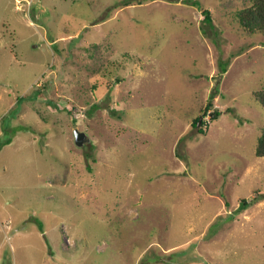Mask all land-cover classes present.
<instances>
[{
    "label": "rangeland",
    "instance_id": "rangeland-1",
    "mask_svg": "<svg viewBox=\"0 0 264 264\" xmlns=\"http://www.w3.org/2000/svg\"><path fill=\"white\" fill-rule=\"evenodd\" d=\"M250 3L0 0V264H264Z\"/></svg>",
    "mask_w": 264,
    "mask_h": 264
},
{
    "label": "trees",
    "instance_id": "trees-1",
    "mask_svg": "<svg viewBox=\"0 0 264 264\" xmlns=\"http://www.w3.org/2000/svg\"><path fill=\"white\" fill-rule=\"evenodd\" d=\"M208 14L204 16L207 18ZM238 20L243 27L244 30L248 32H256L264 29V0H251V3L246 7H243L237 12ZM120 80L117 78V81ZM93 87V86H92ZM95 87V86H94ZM93 87V88H94ZM41 92L40 89L36 88V92ZM253 96L264 109V89H260L258 91L253 92ZM212 104L208 102V104L203 109V117L207 114L208 108L211 107ZM214 118L218 117L219 111L215 110L213 112ZM199 117L194 119L193 126L196 127L198 123ZM207 127L205 122H201V127L198 128V132L200 134H204V130L202 126ZM255 155L257 157H264V126L260 129V134L257 139ZM262 198H254V202L258 201ZM241 208L244 209L248 203L246 200L241 201Z\"/></svg>",
    "mask_w": 264,
    "mask_h": 264
},
{
    "label": "water",
    "instance_id": "water-1",
    "mask_svg": "<svg viewBox=\"0 0 264 264\" xmlns=\"http://www.w3.org/2000/svg\"><path fill=\"white\" fill-rule=\"evenodd\" d=\"M200 120H201V117H199L198 125L200 123ZM73 134H74V142H75L76 146L81 147L84 145L85 139L87 141L86 134L84 132H81V131H78L77 129H74Z\"/></svg>",
    "mask_w": 264,
    "mask_h": 264
}]
</instances>
